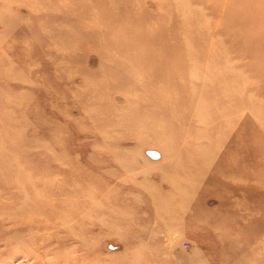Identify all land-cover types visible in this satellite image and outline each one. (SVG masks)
<instances>
[{
	"label": "rangeland",
	"instance_id": "obj_1",
	"mask_svg": "<svg viewBox=\"0 0 264 264\" xmlns=\"http://www.w3.org/2000/svg\"><path fill=\"white\" fill-rule=\"evenodd\" d=\"M0 264H264V0H0Z\"/></svg>",
	"mask_w": 264,
	"mask_h": 264
},
{
	"label": "bare ground",
	"instance_id": "obj_2",
	"mask_svg": "<svg viewBox=\"0 0 264 264\" xmlns=\"http://www.w3.org/2000/svg\"><path fill=\"white\" fill-rule=\"evenodd\" d=\"M119 28V27H118ZM132 34L137 33V30H131ZM190 34L186 32L185 35ZM111 47L115 48L118 52L123 53L130 63V67L132 69L131 74L134 76H148L150 78L156 77L157 80H161L165 85L170 84V81L173 80L175 73H173L169 69V59L166 57H161L156 53H149L146 50H138L137 44L129 41L127 38L116 39L112 41ZM160 44V43H159ZM163 47H166L167 44L163 43ZM195 51L188 49L185 55L188 57L189 63L194 64L197 62V55L194 53ZM178 55V54H177ZM168 56V55H165ZM179 56V55H178ZM180 57V56H179ZM175 60V59H174ZM178 69L182 72L185 69L186 65L182 66V62L179 64V60L175 63ZM121 67V66H120ZM122 68V67H121ZM211 86V85H210ZM210 90V89H209ZM175 99L173 94L167 93L164 95V90H157L154 92L151 102H155L159 104L161 116L166 119V123L163 127L164 133L169 134V141L176 142L181 137V133L183 132V121L186 119V113H182L181 115L175 114V111L178 110L175 105V101H171ZM180 102V101H178ZM153 115V113H151ZM135 117H141L145 122L147 121V116H142L141 114H137ZM200 117V116H199ZM178 118V119H176ZM157 124V123H156ZM146 126V125H145ZM151 127H155V125L151 124ZM170 146V145H169ZM40 253V252H39Z\"/></svg>",
	"mask_w": 264,
	"mask_h": 264
},
{
	"label": "water",
	"instance_id": "obj_3",
	"mask_svg": "<svg viewBox=\"0 0 264 264\" xmlns=\"http://www.w3.org/2000/svg\"><path fill=\"white\" fill-rule=\"evenodd\" d=\"M150 154L153 155V156H158L156 153H152V152H151Z\"/></svg>",
	"mask_w": 264,
	"mask_h": 264
}]
</instances>
